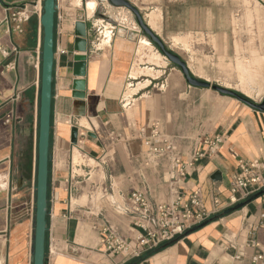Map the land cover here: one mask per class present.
Segmentation results:
<instances>
[{"label": "crops", "instance_id": "0c3cea01", "mask_svg": "<svg viewBox=\"0 0 264 264\" xmlns=\"http://www.w3.org/2000/svg\"><path fill=\"white\" fill-rule=\"evenodd\" d=\"M98 1L104 11L96 9L90 17L86 8L66 9L63 0H57L45 264H130L141 259L106 253L99 232L93 229V224L100 223L93 215V201L73 205L82 193L86 192L90 199L91 189L103 185L113 197L123 199L135 190H144L154 204L171 201L174 187L187 195L200 189L208 210L213 208V196H219L222 202L223 211L209 224L193 228L137 264H250L251 258L260 253L252 242H264V195L254 199L259 192L251 193L238 203L244 204L241 209L227 215L224 212L238 205L230 207L229 198L239 160H264V112L229 98L230 105L219 112L212 130L213 136L224 138V143L216 155L189 169L185 178L173 179L170 156L145 166L148 150L139 132L157 121L161 122L163 134L173 142L175 154L184 161L195 150L204 148L198 126L204 116L198 115L191 126L188 118L182 122L180 115H172L181 108L176 107L177 100L181 104L180 100L199 95L188 88L174 89L173 84L180 83L177 69L171 68L169 72L175 74L166 75L168 64L159 68L143 63L141 67L153 66L161 75L127 101L125 94L128 82L133 81L130 74L138 60L139 43L142 38H149L130 27L136 23L134 17H128L127 24L122 19L113 20L104 1ZM127 1L164 43L188 40L191 35L210 31L203 10L201 15L200 8L190 7L188 0ZM178 3L181 10L175 12L172 7ZM24 4H37V12L25 25L24 33L10 34L0 28V44L6 52L0 53V264H34L44 0H0V15L8 7ZM110 8L118 15L123 13L120 7ZM152 15H156L157 29L151 25ZM80 20L87 24L89 40L84 98L74 95V64L79 55L75 51V25ZM107 30L112 32L109 45L105 44ZM165 75L163 83L171 89L154 91L152 85ZM199 103L203 109L204 104ZM8 115L12 117L6 123ZM84 121L87 126L81 124ZM74 127L84 133L78 136L76 145L71 142ZM76 151L96 167L78 169L74 164ZM96 173L100 174L94 176ZM101 174L102 179L98 177ZM75 184L80 191L72 195L69 187ZM103 206L105 218L116 231L132 240L137 234L132 220L116 215L107 201ZM253 228L257 229L255 234ZM236 256H241V260H233Z\"/></svg>", "mask_w": 264, "mask_h": 264}, {"label": "rangeland", "instance_id": "374dc122", "mask_svg": "<svg viewBox=\"0 0 264 264\" xmlns=\"http://www.w3.org/2000/svg\"><path fill=\"white\" fill-rule=\"evenodd\" d=\"M90 1L92 0H63V5L64 8L70 10H77V8L81 10L86 8L87 10V5ZM95 1L97 2L96 9H98L99 12L104 11L102 9L103 6L99 5V1ZM103 1L108 8V10H106L109 14L108 16L113 20H118L120 22V19H122V22L127 24L129 22L128 17L132 16L135 18V16L124 7H120L122 8L120 9V11L123 12L122 15H118L116 11L113 13V10L110 8L112 5L109 1ZM187 4L190 7L200 8V11L203 10L207 21V28L210 31L201 35H191L188 40L175 39L172 42L168 41V43H165L167 48L181 57L195 78L209 82L211 85L221 86L235 91L256 104L262 103L264 101V0H188ZM183 7L185 8V4ZM172 10L175 12L181 10V5L179 3L173 4ZM95 12L96 10L93 13H89L88 11V14L92 17ZM151 20V23H154V26L151 24L152 27L157 29L156 15H152ZM130 27L144 35L137 22H133ZM104 35L106 38L105 44L109 45L112 34L107 30ZM143 39H141V41L139 40L138 60L130 74V78L133 81L128 82L129 88L127 87L125 94L127 101H129L136 92L148 87L151 83V79L160 77L161 72H156L153 66L163 68L168 64L166 75L175 74L169 72L171 68L180 71V69L167 58L164 59L162 65L158 66L149 61L148 57L151 53L158 51L161 54V52L153 44V47H155L154 49L142 48L141 42ZM255 57H258L262 64L259 67V64L252 67V71L258 74L257 78H259L256 83H253L247 79L248 76L243 73V67H241L239 63L243 62V64L241 63L242 65L249 66L252 64V60ZM250 61L251 63H249ZM143 63H149L153 66L143 68L141 67ZM256 69H258V71ZM259 70H261L260 73H258ZM180 74V83L173 84L174 89L182 90L188 88L189 91L198 92L199 98L189 99L186 97V99L180 100L181 104H178L177 100L176 107L181 108H176L172 115H180L182 117V122H185L188 118L191 126L197 121L198 115L200 118L204 116V120L201 121L200 119L198 123L200 127L199 138L201 139L200 141H204L206 138L213 136L212 130L220 114L219 112H223L225 108L230 105L231 101L229 98L235 99L239 103L242 102L234 97L222 95L212 88H197L190 86L181 71ZM166 75L157 81V84L155 83L152 85L151 88L154 91H167L171 89L167 88V86L165 87L163 83ZM142 77L146 79L144 80ZM135 85H137V87L133 89L132 87H135ZM198 102H200L199 104H204L203 109L202 107L199 108ZM158 123L161 125V122ZM81 124L87 126L85 121ZM181 125L185 126V123ZM176 136L181 137L180 134H176ZM77 152L78 151L75 152L74 156L75 165H82L84 163L93 168L96 167L94 162H84V158H82L83 160H77ZM97 174L100 173L93 175L97 176ZM98 177L102 179L103 175H98ZM82 194L81 197L73 200L74 206L86 205L91 202V198L89 199L87 197L86 192ZM95 197L96 199L92 198V201L96 203L97 206H100V204L102 206L106 203V200H100L101 193L98 192ZM109 199L111 200V198ZM115 199L118 200V197Z\"/></svg>", "mask_w": 264, "mask_h": 264}, {"label": "built area", "instance_id": "2783aa9c", "mask_svg": "<svg viewBox=\"0 0 264 264\" xmlns=\"http://www.w3.org/2000/svg\"><path fill=\"white\" fill-rule=\"evenodd\" d=\"M36 12L37 4L8 7L4 10V15H0V28L4 27L10 34H23L25 25ZM0 53L6 55L1 44ZM61 54H66V52L62 51ZM11 117V115L7 116L6 123L10 122ZM77 128L78 136H82L84 133L80 132L79 127ZM139 137L148 150L145 166L165 156H170L173 162V179L185 178L189 169L194 168L204 158L216 155L224 143V138L220 135L208 137L203 141L204 148L195 150L191 157L184 161L181 155L175 154L173 142L163 134L158 122H154L149 128L141 129ZM83 158L84 162H87L84 156ZM86 165L83 163L76 167L82 170L86 168ZM75 175L80 176L81 174L76 173ZM97 188L91 189L89 194L91 201L92 198L96 199L95 195L98 192L101 193L100 200H106L116 215L130 218L137 230L132 240L125 239L105 218V206H97L93 203L95 205L92 207L96 206L93 215L100 219L99 224H93V229L99 232L100 243L104 251L112 255L127 254L131 258H141L155 249L179 240L188 231L218 216L223 211L219 196H213V208L208 210L200 189L193 190L187 195L180 193L174 187L171 201L154 204L144 190H135L127 199L119 196L116 200L105 185L97 186ZM262 190H264V160H239L238 172L231 182L229 206L243 202L251 193ZM79 191L76 184L70 185L69 192L72 195L78 194ZM256 232L257 229L253 228L252 233ZM252 245L259 248L260 253L251 258L250 264H264V242L253 241ZM233 260L240 261L241 256H236Z\"/></svg>", "mask_w": 264, "mask_h": 264}, {"label": "water", "instance_id": "95a60500", "mask_svg": "<svg viewBox=\"0 0 264 264\" xmlns=\"http://www.w3.org/2000/svg\"><path fill=\"white\" fill-rule=\"evenodd\" d=\"M114 7L127 8L136 19L143 33L149 38L159 51L183 73L187 83L197 88H212L213 90L225 96H231L246 104L252 109L264 112V101L256 104L246 98L241 97L235 91L223 88L221 86L211 85L209 82L199 80L193 76L187 64L177 54L173 53L166 44L145 24L143 16L127 0H108ZM57 11V0H44L43 15L41 24L44 29V47H43V75L40 106V130L38 144V170L36 187V216H35V248L34 264H45L46 258V235H47V215H48V192H49V163H50V133H51V113L53 99V71L55 63L54 35L55 18ZM75 51L78 56L75 57L74 75L77 80L74 82L75 97L84 98L86 83L85 76L87 72V61L89 52L88 28L85 21H78L75 25ZM77 127L72 129L71 142L73 145L78 143ZM219 177V174L216 175ZM264 195V190L254 196V199ZM244 206L243 203L229 208L224 215L239 210ZM206 221L195 227L202 228L209 224ZM173 243V242H172ZM170 243L169 245H171Z\"/></svg>", "mask_w": 264, "mask_h": 264}, {"label": "bare ground", "instance_id": "6f19581e", "mask_svg": "<svg viewBox=\"0 0 264 264\" xmlns=\"http://www.w3.org/2000/svg\"><path fill=\"white\" fill-rule=\"evenodd\" d=\"M78 1H80V0H78ZM96 8H97V2L95 1V0H92V1H90L89 3H88V5H87V10L89 11V13H93L95 10H96ZM152 17V16H151ZM151 19V18H150ZM151 22H152V20H151ZM152 24V23H151ZM153 26H154V23L152 24ZM109 38V37H108ZM107 38V39H108ZM111 38V37H110ZM143 39V38H142ZM142 44V48H149V49H154L155 47H153V45H152V43L149 41V40H147V39H143L142 40V42H141ZM140 45V46H141ZM149 51H151V50H149ZM147 52H148V50H147ZM149 53V52H148ZM145 55V54H144ZM149 55V54H148ZM140 57V56H139ZM149 61H151L153 64H155V65H162V63H164V59L166 58V57H164L163 55H161L158 51H155V52H153V53H151L150 55H149ZM242 64H243V62H241ZM241 63H239L240 64V66L241 67H243L242 68V70H243V73L245 74V75H247L248 76V80H250V81H252L253 83L255 82L256 83V81L259 79V78H257V75L258 74H256V73H254L253 71H252V67H255L257 64H259L258 65V67L262 64V62L259 60V58L258 57H255V58H253V60H252V64L251 65H249V66H244V65H242ZM249 63H251V61L249 62ZM249 67V68H248ZM257 67V68H258ZM257 71H258V69H256ZM262 70V69H261ZM261 70H259V72L258 73H260V71ZM258 83V82H257ZM83 157H82V155L79 153V152H77V160H83L82 159Z\"/></svg>", "mask_w": 264, "mask_h": 264}, {"label": "trees", "instance_id": "16d2710c", "mask_svg": "<svg viewBox=\"0 0 264 264\" xmlns=\"http://www.w3.org/2000/svg\"><path fill=\"white\" fill-rule=\"evenodd\" d=\"M238 94H239V93H238ZM239 95H240L241 97H243V98H246V97H245L244 95H242V94H239ZM246 99H247V98H246ZM168 246H169V244L164 245V246H162V247H160V248H158V249H155V250H153V251H151V252L145 254L144 256H142L140 260H137V261L132 262V263H130V264H137L139 261H141V260H143V259H147V258H149V257H151V256H153V255H155V254H157V253H159L160 251L164 250L165 247H168Z\"/></svg>", "mask_w": 264, "mask_h": 264}]
</instances>
